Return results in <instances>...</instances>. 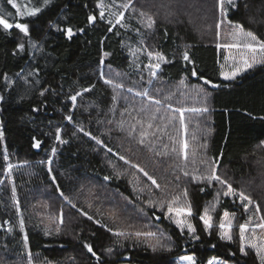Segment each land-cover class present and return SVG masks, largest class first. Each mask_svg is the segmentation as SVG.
I'll list each match as a JSON object with an SVG mask.
<instances>
[{
    "label": "trees",
    "instance_id": "obj_1",
    "mask_svg": "<svg viewBox=\"0 0 264 264\" xmlns=\"http://www.w3.org/2000/svg\"><path fill=\"white\" fill-rule=\"evenodd\" d=\"M16 2L21 9L41 11L20 17L7 0H0V11L11 14L6 18L13 25H28L27 35L0 26V264H177L181 256H192L194 264L213 258L260 264L251 248L246 247L247 255L241 253L238 229L232 241L221 240L217 225L225 211L235 214L236 223L245 221L247 201L239 199V192L264 216V63L222 78V51L193 31L189 14L178 22L157 21L148 32L133 17L123 21L127 27H112L100 18L98 0ZM89 15L95 17L93 23ZM226 17L264 42V0H236L235 7L228 3ZM30 40L38 44L33 53ZM145 48L164 58L148 96L137 95L149 78ZM29 66L31 88L17 91V83L5 85L6 76ZM104 79L124 87L114 88ZM77 92L74 104L70 97ZM177 109L184 110L183 124ZM57 128L64 143L56 140ZM142 133L148 135L138 145ZM35 141L39 147H33ZM126 150L130 157L143 156L154 172L172 165L164 177L187 190L194 234L177 227L163 208L148 205L124 173L127 165L120 157ZM166 151L170 154L163 155ZM171 155L174 165L166 162ZM202 160L217 161L218 175L237 195L224 196L226 186L215 182L193 181V174L208 168ZM8 164L11 184L3 178ZM206 206L213 222L208 231L200 220ZM130 208L136 212L128 213ZM59 209L62 222L53 220ZM150 224L154 236L145 240L134 234Z\"/></svg>",
    "mask_w": 264,
    "mask_h": 264
},
{
    "label": "rangeland",
    "instance_id": "obj_2",
    "mask_svg": "<svg viewBox=\"0 0 264 264\" xmlns=\"http://www.w3.org/2000/svg\"><path fill=\"white\" fill-rule=\"evenodd\" d=\"M122 2H124V0H117V4L122 3ZM109 3L111 4V0H109ZM227 4H228L227 0H225V4H224L225 12H226ZM133 8L135 9V11H133ZM121 10L125 12V19L123 21L125 20L127 21L128 17H133L132 19L135 21H138L141 27H145L146 31L148 32L151 31L154 27L153 26L151 29L146 27L148 16H151L155 20V24H156L157 21H164V20L172 21V19L175 22H178L179 18H183L184 16H187L186 14H189L190 19L189 18L188 19L192 23L191 26L193 27V31H195L197 34L199 33L200 35L205 34L211 42H214L217 45H220L219 48L223 54L222 60L220 62L221 69H222V78H224V74L231 75V73L236 71V69L238 68L243 69V70L240 71L236 76L241 75L248 69L252 68V67L245 68L244 62L242 59V57H247L249 62H251V58H252V53L248 49H245L243 47V44L246 42V39L242 34H240L238 29L233 27V25L236 23L232 22V24H229L228 18L226 17L225 19L221 16V9H220L218 0H133V3L129 7V9L127 10L121 9ZM141 11L146 14L145 17L143 18V22H141V17L139 15ZM105 19L107 20L112 19L113 23H115L114 18L108 15L107 10L105 11ZM123 21L122 23H124ZM217 23L221 24V27L219 29L216 28ZM217 32H219V36H217ZM244 32H248V31L244 30ZM224 45H238V46L237 47H225ZM37 46H38L37 43L30 40V47L32 49V53L35 52V50L37 49ZM144 50H146V48ZM149 51L150 50L146 52L148 53ZM155 54L156 53H153V56L149 58L148 64L146 66V69H148L147 72L149 74V78L146 79L147 81H146V85L144 86V91H148L151 84L157 80L156 77H157L159 68H156L155 65L157 63H159L160 65L161 61L156 58ZM256 57H257L258 62L255 63L253 67L255 65L264 63V57H261L259 51H257ZM153 72H155V76L152 75ZM101 73L102 72H100V75ZM19 74L20 75H16V76H6L7 79L5 77V85L9 87L13 85L14 83H17L16 84L17 91H21L25 88H31L33 84L32 79L34 77V74L31 71V66L27 67L23 73H19ZM9 81H11V85H9ZM132 83L135 85L136 81ZM128 89L129 88H127V90ZM0 98H2L1 93H0ZM121 100H123V98ZM116 101H118V99H116ZM119 102L120 101H118V103ZM194 110H198V109H194ZM137 139L138 140H136L137 142L135 143L139 145L141 135H140V138L138 137ZM183 151H184V148H183ZM183 151H182V155H183ZM166 153L167 155L170 154L168 151H166ZM123 157H125V160L129 162V163H125V160H123L125 165H127L126 166L127 170H125L126 172H124L125 175L128 174L129 179L132 181V183L136 184L140 188V192L144 195L145 201L148 203V205L150 204L157 208H163L166 214L167 213V203L171 201L173 198L179 196L181 204L186 203V200L182 195V193L184 192L183 189L176 188V184L169 183L168 182L169 179L167 177H164V174L168 173V171L172 169V165H168L167 167L163 169V172L159 173L156 170L154 172L152 170V167L154 166L151 163L147 162L144 159V157L141 155L140 157L136 155H134L133 157H130L126 150V155ZM166 162L171 163V164L173 163L174 165L172 155L169 156ZM8 165L4 172L3 178L7 179V181L9 182L12 177V173H11V169H8ZM132 165H137L138 168L133 167ZM139 169H143V172L139 171ZM191 169L195 170L193 166L190 168V170ZM144 172H147L148 176L153 177V179L156 180L157 184H159L160 187L157 188L155 185H153L151 180L148 179V176L144 175ZM207 172H208V168L202 171L201 174H206ZM10 184H11V181H10ZM134 209L135 208L128 209L129 211L128 213H135L136 210ZM245 213H246V219L242 223H236L235 219L233 218L232 234L235 231L234 230L235 228L238 229L237 231L239 233V225L248 221L249 217L252 218V223L254 224L258 222L257 218L262 216L263 214V212L261 211L257 213L256 210L255 209L253 210V208L250 205H249V211ZM208 214L210 215V212ZM62 215H63V209H59L58 216L55 217L53 220L61 221ZM167 217L172 222L175 219L174 214H169ZM181 219H183V217H181ZM188 221L190 222V217H188ZM211 223L213 225L212 221ZM220 223L221 221H219L217 225L218 228H219ZM184 228L187 229V227H184ZM137 232L142 233V234L143 233H154L153 227L151 224L150 226L141 225L139 226V228L137 227V230L135 231L134 234H136ZM260 232L261 230L257 229L256 235H260ZM246 235L251 236L252 235L251 231L246 232ZM140 237L146 240V239H149L151 236L140 235ZM181 257H184V256H181ZM181 257L178 259L177 264H192V262L182 260ZM210 260H213L214 264H227V263L220 261V259H216V258H213ZM18 264H21V263H18ZM25 264H33V263H31L30 261H26Z\"/></svg>",
    "mask_w": 264,
    "mask_h": 264
},
{
    "label": "snow or ice",
    "instance_id": "obj_3",
    "mask_svg": "<svg viewBox=\"0 0 264 264\" xmlns=\"http://www.w3.org/2000/svg\"><path fill=\"white\" fill-rule=\"evenodd\" d=\"M44 4H48L49 0H43ZM219 5H220V9H221V16L223 18L226 19V12L224 10V4H225V0H218ZM7 3L9 5H11V7L13 9L16 10V15L20 16V17H24V16H34L36 15L38 12L41 11V9L39 7H31V8H24L21 9V7L17 4L16 0H7ZM133 0H124V2L117 4V0H111V4H105L104 0H98L97 3V8L100 9V18L104 19L105 17V11L107 10L108 15L110 17H113L115 20V23H113L112 19L108 20L109 24H112V27H115L117 24L120 25L121 27H127V25H125L124 23H122V21L125 19V12L122 11L123 10H127L129 9V7L132 5ZM227 3L232 4L233 7L236 6V0H227ZM133 11H135V9L133 8ZM7 15H11L10 13H3L2 11H0V26L3 27V29L5 30H9L12 29L13 27L19 29V31L21 33H24L25 35L28 34V25L25 23H15V25H13V23H10L9 20L6 18ZM140 17H141V22H143V18L145 17V13L144 12H140L139 13ZM95 21V17L93 15H89L88 16V22L89 23H93ZM229 24H232L231 21H228ZM155 24V20L151 17L148 16L147 17V22H146V27L151 29ZM221 27L220 23L216 24V28L219 29ZM234 28L238 29L240 34H242L245 39L246 42L243 44V47L245 49H248L251 53H252V58H251V62H249L247 57H242L243 62H244V66L245 68H251L253 67V65L255 63H257V57H256V53L257 51H259L261 57H264V42L260 41L256 35H254L251 31L248 32H244L242 25L240 24H234L233 25ZM109 31H112V28L110 27L108 29ZM67 35L69 37H71L73 35L72 29L69 28L67 29ZM217 36H219V32H217ZM141 43H143V41H141ZM220 45H218L219 47ZM225 47H237L238 45H224ZM19 47L22 49L23 45H19ZM147 51V50H145ZM149 58H151L153 56L152 52H148ZM156 58L160 61H163L164 58L163 56H160L159 53H156ZM183 59L184 60H188V54L187 52H185L183 54ZM103 63V61H101ZM159 63H157L155 65L156 68H159ZM243 69H236V71L232 72L231 75L228 74H224V79H232L235 78V76L242 71ZM193 75H196L195 72L192 73ZM17 75H20L19 73ZM153 76H155V72L152 73ZM101 78L103 79V73H101ZM7 79V77H6ZM105 84H109L112 85L114 88H123V84L120 83H116L114 80L112 79H105L104 80ZM205 83H208V81H205ZM9 85H11V81H9ZM84 91H88V89H84ZM128 91H132V89H128ZM41 95H43V93H41ZM80 93L77 92L76 95L71 96L70 99L73 101V103L75 104L76 101V97L79 96ZM137 95H142V96H148V92L144 91V92H138ZM113 99L115 100V96L113 97ZM155 103L159 104L161 103V101L156 100ZM170 107V106H169ZM177 111L181 112V124H183V109H177ZM204 111H206V109H204ZM155 118V117H153ZM66 120L71 121L72 117L71 116H66L65 117ZM161 120L164 119V117H160ZM139 123V121H138ZM152 125L149 124V128H151ZM81 131H83V129H80ZM132 131H135V126H132ZM60 132L61 130L59 128L56 129V140L60 141L61 143H64L65 141L61 140V136H60ZM85 135H90V133H85ZM148 135V133H142L141 134V139H140V143L143 144L144 143V138ZM3 138V133H0V139ZM93 139H96L95 137H93ZM98 144L102 143L99 139H97L96 141ZM39 146V142L37 141L36 143L33 144V147H38ZM188 147V145L185 143L183 148L186 149ZM202 147H207L206 145H202ZM151 150V149H150ZM53 153H55V149L52 150ZM108 151H111V149H108ZM173 152L176 151L175 148L172 149ZM183 151V149H182ZM158 155H160L161 153H157ZM163 155H167V153H163ZM183 155L185 160H187L188 158V153L187 151H183ZM193 155L195 156V153H193ZM121 160H125V157L121 156L120 157ZM5 160H7V156H5ZM125 163H129L127 160H125ZM202 164H206L208 167V172L206 174H193L192 175V180L193 181H201V182H207L209 184V186H213V182L218 183L222 186H226L227 190H223L221 189V191H223V195L224 196H234L237 195V192L235 189L232 188L231 184H229L226 180L222 179L220 175H218L217 173V161L212 160H202L201 161ZM133 167H137V165H132ZM12 165L9 164L8 165V169H11ZM139 171L143 172V169H139ZM198 171V170H197ZM145 176H148L147 172H144ZM184 175L187 177L189 176L188 172H184ZM107 179V177H106ZM148 179L151 180L152 184L155 185L157 188L160 187L159 184H157L156 180L153 179V177L148 176ZM177 179H179V177H177ZM55 180V178L53 177V181ZM201 191L203 192L204 189L201 188ZM13 193H14V189H13ZM183 197L185 198V200L187 199L188 196V192L187 190H185L182 193ZM239 199L241 201H247V203L243 204V207L245 209V212L249 211V205L253 204L254 202L252 201V199L245 195L244 192H239ZM219 197H220V192H217L216 195V201L217 203L219 202ZM67 199V198H65ZM163 203V202H161ZM73 207H75V205H73ZM216 205L212 204L211 208L212 210H215ZM261 211L260 207L257 205L256 207V212L259 213ZM17 212H19V208L17 207ZM209 213V207L206 206L204 209V213L200 216V220L203 221L204 226H205V231H208L210 228L213 227L211 221H212V217L208 214ZM169 214H174L175 219L173 220V222L177 225V227L180 228H184L187 227V230L189 233H195V228L194 226L188 221V217L192 216V206L190 202H186L184 204H181L180 202V197L177 196L175 198H173L171 201H169L167 203V213L165 214L166 216H168ZM82 215H87V213H82ZM235 214H231V218H230V214L225 211L223 214V217L221 219V223L219 225L220 231L218 233L219 237L221 240H228V241H232L234 239L233 235H232V228H233V218H234ZM181 217H183V219H181ZM88 219H92L91 216L88 217ZM258 222L256 223H252V218L249 217V220L246 221L243 224L239 225V238H240V251L242 254L247 255V252L245 251L246 247L247 248H251L252 250H254L256 257L258 258L260 264H264V216H260L257 218ZM62 222V221H61ZM260 229V235H256V230ZM24 230V225H23V220L20 221V231L23 232ZM251 231L252 235L251 236H247L246 232ZM47 234V232L45 233ZM116 235H124V233L122 232H117L115 233ZM137 236L140 235H147V236H154V233H136ZM196 239H199V237H195ZM27 236H24V242H25V246H27ZM159 243V241H158ZM153 250H155V246L153 245ZM85 248H87V250L92 253L93 255H95V252L93 251L92 247L85 244ZM110 251V250H109ZM182 260H186L189 262H192V264H194V258L192 256H184L181 257ZM208 264H214L213 260H209Z\"/></svg>",
    "mask_w": 264,
    "mask_h": 264
},
{
    "label": "water",
    "instance_id": "obj_4",
    "mask_svg": "<svg viewBox=\"0 0 264 264\" xmlns=\"http://www.w3.org/2000/svg\"><path fill=\"white\" fill-rule=\"evenodd\" d=\"M37 141H35V143H36ZM39 147V146H38Z\"/></svg>",
    "mask_w": 264,
    "mask_h": 264
}]
</instances>
